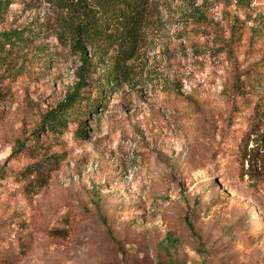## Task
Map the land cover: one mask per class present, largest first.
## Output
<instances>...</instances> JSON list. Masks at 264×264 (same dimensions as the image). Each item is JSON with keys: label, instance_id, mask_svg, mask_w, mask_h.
Here are the masks:
<instances>
[{"label": "rangeland", "instance_id": "rangeland-1", "mask_svg": "<svg viewBox=\"0 0 264 264\" xmlns=\"http://www.w3.org/2000/svg\"><path fill=\"white\" fill-rule=\"evenodd\" d=\"M64 17L47 0L0 17V32L31 38L0 67V264H264V134L235 104L255 89L264 0H151L129 79H108L114 47L87 50L86 138L42 129L43 149L19 154L78 81Z\"/></svg>", "mask_w": 264, "mask_h": 264}, {"label": "trees", "instance_id": "trees-1", "mask_svg": "<svg viewBox=\"0 0 264 264\" xmlns=\"http://www.w3.org/2000/svg\"><path fill=\"white\" fill-rule=\"evenodd\" d=\"M15 1L0 0V17L7 12L8 7L13 5ZM47 1L54 4L58 10L63 11L65 17L62 20V26L65 29V35L71 40L72 47L79 53L82 66L77 74L78 81L67 101L42 117L39 126L34 131L37 137L33 135L29 137V140H35L34 143L26 140L19 141V148L16 151L19 154L25 153L32 147L43 149L44 146L39 144L42 129H46L53 136V141L59 140L63 134L70 132L75 138H86L85 125L89 118L88 115L90 111L97 109L98 104L88 92L91 84L84 70L87 66L93 65L92 60L88 57V48H94L99 53V51L102 52L101 48H104L102 47L103 44L107 47H114V54L111 57L113 66L110 69L112 74L108 76V79L114 82H118L120 78L129 79L132 72V62L141 50L143 32L150 19L151 0ZM243 1L248 2V0ZM244 27L243 21L240 23L236 20L229 40H225L224 37L221 38L220 43H224L223 47L228 49L230 53L235 51L240 37L245 33ZM26 32L25 29H8L0 32V67L8 62L15 49L20 51L28 47L27 43L31 42V38L25 34ZM256 32L255 34H257ZM104 53L108 54V49ZM255 70V89L250 90L247 96L242 92L238 93L237 96L242 97V99H240L239 104L235 100V104L237 111L249 112V114H239L248 125L253 126L256 119L258 123H261L260 128L264 134V55L256 63ZM255 103L256 105L253 106ZM70 124H77V129L72 130ZM253 135L251 129L244 130L239 138L238 150H235L236 154H241L244 143L248 149L250 138ZM55 144L60 145L57 142ZM237 158L240 159V156ZM45 159H40L35 164L28 166L29 171H24L21 174L19 172L21 179L27 181L41 171ZM246 160L244 157L243 161ZM247 174H249L248 171L243 172L242 176ZM255 182L259 184L260 180L257 178Z\"/></svg>", "mask_w": 264, "mask_h": 264}]
</instances>
